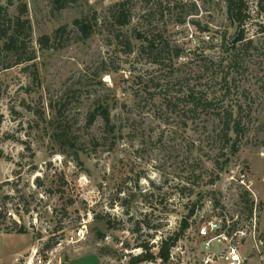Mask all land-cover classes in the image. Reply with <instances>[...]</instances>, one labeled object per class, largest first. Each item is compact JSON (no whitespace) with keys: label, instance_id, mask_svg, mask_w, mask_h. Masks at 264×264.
<instances>
[{"label":"rangeland","instance_id":"374dc122","mask_svg":"<svg viewBox=\"0 0 264 264\" xmlns=\"http://www.w3.org/2000/svg\"><path fill=\"white\" fill-rule=\"evenodd\" d=\"M65 1L0 0L10 16L26 5L28 50L36 53L15 66L0 52L1 67L11 66L0 72V264H17L35 247L52 264H131L141 246L156 255L175 234L166 264H196L203 257L196 230L213 218L245 229L246 264H264V14L255 0L244 26V43L253 46L243 50L225 103L242 105L248 123L236 151L216 144L212 116L188 104L190 93L212 99L226 87L204 60L219 59L223 36L227 48L235 38L227 0ZM123 2L130 22L121 27L112 11ZM95 14L94 33L83 40L72 24ZM61 27L69 34L54 38ZM144 33L183 57L172 67L149 64ZM44 36L47 49L38 43ZM98 105L113 131L100 119L88 124ZM57 120L69 126L73 146L53 140Z\"/></svg>","mask_w":264,"mask_h":264},{"label":"trees","instance_id":"16d2710c","mask_svg":"<svg viewBox=\"0 0 264 264\" xmlns=\"http://www.w3.org/2000/svg\"><path fill=\"white\" fill-rule=\"evenodd\" d=\"M55 3H60L62 7L65 5V0H55ZM8 6L13 5V0H7ZM125 3L115 4L113 7L112 17L118 23V25L126 26L130 22V15L125 9ZM257 9L259 14H264V0H257ZM226 8L228 18L231 22L237 25V32L231 47L227 48V43L225 41V36L221 39L222 54L219 56L218 60L208 58L204 61H208L210 64L209 70L211 71L213 78L218 80L221 78V81L224 83L225 88L219 96H215L210 99L206 96H199L198 94L190 93L188 94V104L190 105V112L196 114L198 111L208 113L214 119L217 130L214 136V142L218 145H222V149H232L236 151L238 145V140H240L246 133L248 129V123L244 122L243 118V108L242 105L235 104L225 106L226 99H228L230 91L233 88L230 87V84L233 83L235 75L238 74L239 70L243 64V50L252 48L253 42L248 40L246 43L244 41L245 31L244 26L246 19H249L246 12L248 9V0H227ZM3 9L0 8V52L5 55H9L13 60L15 66L32 63L36 60V53L34 51L30 52L28 50V44L31 41L32 26L30 20L25 18L27 13L26 5L21 4L18 6V15L10 16L8 13H4ZM97 25L96 14L92 19L80 18L76 19L72 27L77 30L81 35L83 40L89 39L94 33V27ZM69 34L68 27H61L56 30L54 38L62 39L65 35ZM141 39H144V46L141 48V53H144V59L153 66H158L159 68L167 67V62L169 66L172 67L173 60H179L183 56V50L180 47L171 46L167 40H160L157 42L155 37H150L149 34L144 33V37L140 36ZM119 38V36H118ZM56 39V40H57ZM50 38L48 36L41 37L38 40V43L45 47L49 48ZM241 45V46H238ZM244 49H241V48ZM201 56H198L200 60ZM204 59V58H203ZM11 66L0 65V72L4 69H9ZM100 119L104 126L109 130L113 131L110 126V115L106 108H103L101 105H98L94 112L90 113L87 117V122L89 125H93L96 121ZM54 131L52 134L53 140L58 143L61 148L66 146H73L70 144V128L67 124H64L63 121L57 120L54 122ZM245 197H248L249 194L245 193ZM247 202H250L247 200ZM250 206L253 207V202H250ZM194 216V209L191 210L188 214V218ZM188 225L186 221L183 222L180 233H184ZM6 233H11L6 231ZM17 234H25L26 230L19 228L15 230ZM181 234H175L173 236L166 237L160 241L158 246L157 254L150 253V247L141 246L143 252L133 257L131 264H139L143 262H155L158 259L162 263L166 264L170 260L171 251L177 245ZM55 244L50 242L47 244L46 248L50 249Z\"/></svg>","mask_w":264,"mask_h":264},{"label":"built area","instance_id":"2783aa9c","mask_svg":"<svg viewBox=\"0 0 264 264\" xmlns=\"http://www.w3.org/2000/svg\"><path fill=\"white\" fill-rule=\"evenodd\" d=\"M254 3L255 7L258 8L257 0H255ZM204 39L206 41H210V37L208 36H205ZM196 232L203 246V257L196 264H246L247 259L242 254L243 239L247 237L245 229L240 228L238 230L231 231L229 227L221 226V220L213 218L199 226ZM216 242L220 245V249H214V243ZM43 254L39 247H35L32 248L28 254L18 259L16 263L52 264V260L43 256ZM172 260H174V257L171 251V257L168 263ZM144 264L164 263L158 259L155 263L144 262Z\"/></svg>","mask_w":264,"mask_h":264},{"label":"crops","instance_id":"0c3cea01","mask_svg":"<svg viewBox=\"0 0 264 264\" xmlns=\"http://www.w3.org/2000/svg\"><path fill=\"white\" fill-rule=\"evenodd\" d=\"M17 260H18V259L15 260V263H16Z\"/></svg>","mask_w":264,"mask_h":264}]
</instances>
